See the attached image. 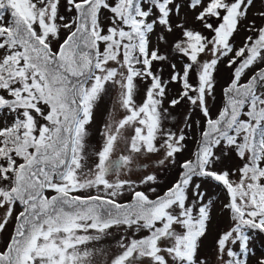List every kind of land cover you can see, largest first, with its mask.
Listing matches in <instances>:
<instances>
[{
    "label": "snow or ice",
    "instance_id": "6c2138e0",
    "mask_svg": "<svg viewBox=\"0 0 264 264\" xmlns=\"http://www.w3.org/2000/svg\"><path fill=\"white\" fill-rule=\"evenodd\" d=\"M256 233L264 0H0V264H264Z\"/></svg>",
    "mask_w": 264,
    "mask_h": 264
},
{
    "label": "rangeland",
    "instance_id": "374dc122",
    "mask_svg": "<svg viewBox=\"0 0 264 264\" xmlns=\"http://www.w3.org/2000/svg\"><path fill=\"white\" fill-rule=\"evenodd\" d=\"M251 246L257 250L258 256L264 253V234L256 233L253 237Z\"/></svg>",
    "mask_w": 264,
    "mask_h": 264
}]
</instances>
